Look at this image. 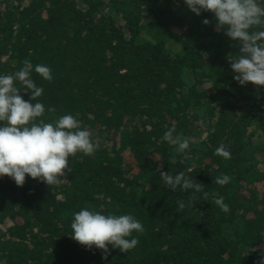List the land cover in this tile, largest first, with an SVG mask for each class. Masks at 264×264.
Returning <instances> with one entry per match:
<instances>
[{
	"label": "trees",
	"instance_id": "16d2710c",
	"mask_svg": "<svg viewBox=\"0 0 264 264\" xmlns=\"http://www.w3.org/2000/svg\"><path fill=\"white\" fill-rule=\"evenodd\" d=\"M234 43L213 13L197 16L184 0H0V75L30 60L44 88L38 99L56 109L45 122L72 114L99 145L69 158L73 171L60 186L0 177V264H258L264 86L234 79ZM37 64L50 66V82ZM173 127L189 150L162 140ZM221 144L231 159L215 155ZM160 171L203 183L207 201L198 193L187 206L191 190L173 191ZM222 174L232 178L224 186L213 182ZM221 196L227 213L212 203ZM84 207L135 216L145 228L133 233L138 246L109 245L104 259L73 240V213Z\"/></svg>",
	"mask_w": 264,
	"mask_h": 264
},
{
	"label": "clouds",
	"instance_id": "9594fccd",
	"mask_svg": "<svg viewBox=\"0 0 264 264\" xmlns=\"http://www.w3.org/2000/svg\"><path fill=\"white\" fill-rule=\"evenodd\" d=\"M184 3L197 16L202 12L213 13L216 29L235 42L232 46L237 47L238 52L229 60L234 79L242 86L249 82L264 86V5L258 0H184ZM202 23L208 25L211 21L204 19ZM22 64L19 70L0 75V177L13 179L18 187L25 184L26 175L49 187L60 186L73 171L69 158L78 152L92 156L99 145L72 114L45 122L42 118L45 112L54 113L56 109L46 108L38 99L44 88L37 86L32 77L31 61L26 58ZM34 71L46 81L53 79L52 69L47 64L35 65ZM21 92L29 93V100H25ZM174 131V127L168 129L162 140L176 145L177 153L189 150V137L182 133L174 136ZM215 155L231 159V152L224 144L216 148ZM176 162L175 156L169 160L170 164ZM159 175L173 191L177 188L191 190L187 206L195 205L198 193L207 201L209 194L205 185L185 172L173 175L160 171ZM231 179L228 174H222L213 182L224 186ZM212 203L226 213L230 211L222 196L214 198ZM185 207L184 202L178 201L177 212ZM70 226L73 240L88 249L95 246L102 250L104 259L110 254L109 245L122 253L129 252L138 246V235L145 232L142 222L132 214L105 215L88 207L73 213ZM258 264H264V254Z\"/></svg>",
	"mask_w": 264,
	"mask_h": 264
},
{
	"label": "rangeland",
	"instance_id": "374dc122",
	"mask_svg": "<svg viewBox=\"0 0 264 264\" xmlns=\"http://www.w3.org/2000/svg\"><path fill=\"white\" fill-rule=\"evenodd\" d=\"M125 153H126V152H125ZM261 178L263 179V178H264V176H261V177H260V180H261Z\"/></svg>",
	"mask_w": 264,
	"mask_h": 264
}]
</instances>
